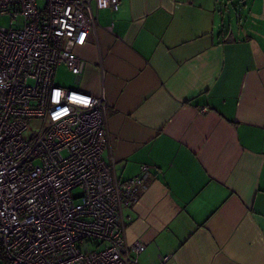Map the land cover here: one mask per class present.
Returning a JSON list of instances; mask_svg holds the SVG:
<instances>
[{
	"label": "crops",
	"instance_id": "obj_1",
	"mask_svg": "<svg viewBox=\"0 0 264 264\" xmlns=\"http://www.w3.org/2000/svg\"><path fill=\"white\" fill-rule=\"evenodd\" d=\"M91 8L73 88L106 98L116 175L148 166L123 210L132 264H264V0Z\"/></svg>",
	"mask_w": 264,
	"mask_h": 264
},
{
	"label": "built area",
	"instance_id": "obj_2",
	"mask_svg": "<svg viewBox=\"0 0 264 264\" xmlns=\"http://www.w3.org/2000/svg\"><path fill=\"white\" fill-rule=\"evenodd\" d=\"M93 1L0 0V18H22L19 28L0 24L2 264H132L144 249L126 241L123 210L148 166L121 180L103 156L105 96L53 81L56 66L84 70L74 49L94 29Z\"/></svg>",
	"mask_w": 264,
	"mask_h": 264
},
{
	"label": "rangeland",
	"instance_id": "obj_3",
	"mask_svg": "<svg viewBox=\"0 0 264 264\" xmlns=\"http://www.w3.org/2000/svg\"><path fill=\"white\" fill-rule=\"evenodd\" d=\"M39 6L42 5L41 1H38ZM0 24L5 27H12V28H19L22 25V18L19 16L10 22V18L7 16H3L0 18ZM74 75L71 74L69 71H67L63 66H56L54 75H53V81L57 85H61L68 88H73L75 86V79ZM78 189H74V193ZM0 264L1 261H0Z\"/></svg>",
	"mask_w": 264,
	"mask_h": 264
}]
</instances>
